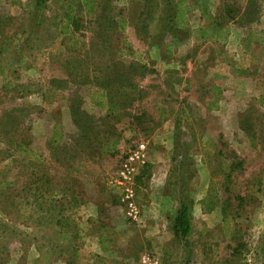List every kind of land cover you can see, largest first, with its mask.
Instances as JSON below:
<instances>
[{"label":"rangeland","instance_id":"374dc122","mask_svg":"<svg viewBox=\"0 0 264 264\" xmlns=\"http://www.w3.org/2000/svg\"><path fill=\"white\" fill-rule=\"evenodd\" d=\"M104 1L110 18L130 22L122 34L108 21L105 47L98 45L97 24L86 22L84 8L80 29L61 32L67 6L79 12L78 0H50L40 14L33 13L32 0H0V264H110V256L88 251L95 239L87 217L96 203L112 211L115 221L106 225L119 227L126 242L119 250L130 259L124 264H264V0H257L260 13L250 23L248 0H201L210 8L209 19L193 9L178 32L168 31L163 19L165 0L153 3L158 20L147 30L133 24L141 0ZM31 17L38 21L33 31ZM212 23L227 26L226 40L196 38V28ZM88 42L96 47L89 49ZM120 46L128 49L122 69H130L134 57L154 71L116 80L113 91L121 84L141 90L129 109L114 113L110 131L96 135L117 140V150L99 155L84 149L92 161L77 167L66 159L72 151L61 146L70 144L77 128L70 102L81 99L89 113L105 115L91 97L102 78L86 82L87 73L101 75L102 60L119 71ZM88 57H96L99 68L89 70L94 64ZM56 127L63 138L56 144L67 152L65 157L60 149L58 160L51 149ZM20 142L36 155H20ZM142 142L148 156L135 183L140 215L133 220L117 168ZM45 175H53L52 187L75 185L64 197L45 193L37 200L33 181ZM3 182L8 184L1 188ZM184 201L191 222L186 236L174 228Z\"/></svg>","mask_w":264,"mask_h":264},{"label":"trees","instance_id":"16d2710c","mask_svg":"<svg viewBox=\"0 0 264 264\" xmlns=\"http://www.w3.org/2000/svg\"><path fill=\"white\" fill-rule=\"evenodd\" d=\"M49 1L50 0H32L31 4L33 5L32 7L33 13L40 14L43 12L42 10L48 9L50 7ZM59 1L62 0H57V2ZM141 2H142L141 11L138 14L137 22L136 23L134 22V26L140 29L142 28V30H147L149 28L150 21L155 22L156 19L158 20L156 15L157 10L151 9V7L154 4H157V0H141ZM116 3H119V0L113 1V4ZM108 5L109 3L107 2L105 3L104 0H78L79 12L77 10L76 13H73V6L69 4L67 6L68 12L64 17L66 24L62 26L61 32L67 33L68 31H71L70 26H72L73 29L76 30L80 29V25H81L80 22L81 19L83 18L82 15H80V13L84 8L87 14L86 22L88 23L89 21H93L94 23L97 24L98 31H96L94 35L97 37L96 39L99 40L98 45L100 43H102V46L104 47L105 45H109L108 42L106 43V41L102 40L103 37L106 38V30H105L107 26L106 23L108 21L113 23L116 22L117 24L116 27L120 30L122 34H124L126 31V27L128 26V24H130V22L127 21L126 17L117 18L115 15L112 18H110L111 8H109ZM165 6L168 15L163 19L166 22L167 28H169L168 31L178 32L177 27L183 25L184 17L187 16V14H189L190 12H192L193 9L199 10L203 18L207 17V19H209L210 8L201 0H194L193 5H188L187 0H165ZM260 9H261V5L257 0H248L246 7H244L245 10L244 13L246 14V18H247L246 22L250 23L256 21L257 20L256 16H258V14L260 13ZM241 10L242 8H240V11ZM227 12H229L231 15H233L232 17H234L236 10H234L232 5H230L227 6ZM31 20H34V24L31 25V30L33 31L36 27V24H38V21L34 17H31ZM194 32L196 34L197 39L206 40V41H220V40L223 41L226 40L228 35L230 34V30H228L227 26L219 25L218 23H214V24L212 23L203 27H198L195 29ZM170 44H172V42ZM94 45L96 44L90 43L89 49H93V47H96ZM127 50L128 49H126V47L124 46H120L116 50L118 53L116 55L119 57L120 67L116 66L115 64L114 65L115 67L119 68L118 69L119 71L110 70L112 67L111 62L106 64V62L102 60L101 62H103V67L100 71L101 75H96L95 73L92 75L89 72L87 73L88 78L86 82H89L88 79L91 80L93 79L95 83L96 79L99 80L100 78H102V83H101L102 86H98L97 88H94L91 97L93 102L98 107L102 108L105 111L104 112L105 115L102 118L98 119L95 115L89 113L86 109L83 108L80 102L81 99H75L72 102H70V111L73 117L72 119L77 128H76V132L71 136L70 144L66 142L67 140H65L64 143L61 142V146L63 147L66 146V148H69V150L72 151L71 152L72 158L66 157L67 152L65 151V148H60L61 146L56 144L58 141L63 140V138H59L60 133L56 127L53 133L55 140L52 141V147H51L52 157L55 158L56 160L60 158L59 157L60 149L65 151L63 156H65L66 159L76 160L74 165H78L77 167L84 165L88 166L92 161V159H90L89 157L85 158V154H89L90 156L91 153L89 151H84V149L95 148V150H93L92 152L99 153V155L116 152L117 143H118L117 140L110 139L108 135H106L107 138L99 139V137L101 136H96V135L102 132H103L102 134L108 133L111 128V120L114 113L117 110L123 111L125 109H129L130 105L128 104L132 103V100L135 99L134 97H132V95H136L141 90L138 89L135 85L123 87L121 84L119 88L120 91L118 90V92H116L113 91L112 89L113 84L116 82V80L117 81L119 80L118 81L119 83L121 80L130 76L135 77L137 79L142 78L154 71V69L150 67L149 64L143 62L139 58L137 59L134 57L131 58L130 61L131 64L130 65L128 64L130 69H128V67L122 69L121 67H123L125 62L122 59V57L123 55L127 54L126 53ZM88 59H91L92 63L94 64V67L92 69L89 68V70L93 71L96 68H99L97 65L99 62L96 61V57H88ZM78 61L82 62L81 57L78 58ZM108 61H110V59ZM18 62L19 63L23 62V58H19ZM116 93H121L123 95V99L120 97H118L117 100L114 99ZM260 103L261 105L264 106V94L260 96ZM7 124H8V120H7ZM6 127L7 126L2 128V131L3 130L5 131ZM17 151L20 155L25 154L26 152L36 155L33 149H31L29 146H27L22 142L17 144ZM36 161L41 162V159L40 158L38 160L36 159ZM61 161L65 162V159H62ZM118 169L119 168H117V172ZM47 176L45 175L44 180H42L43 177L38 176L33 181V182H37L35 189L37 190L39 189L40 191L38 195H36L37 193L33 194V196H35L36 199L37 197L44 196L45 193H48V198H52V199L58 195L64 197L66 193L71 189V187H74L75 185L73 180L68 184L67 183L65 184L64 182L59 187H52V185H54L51 182V178L53 177V175H51L50 177ZM7 184L8 182H3L1 188L5 187V185ZM49 186L52 189V191L48 189ZM53 190H55L56 192H53ZM52 201H55L56 203H61V199L58 200L56 199ZM59 222L61 223V221ZM174 228L177 233L180 232L184 236L188 235L189 232L191 231L190 209L188 203L185 201L182 202V207L175 219Z\"/></svg>","mask_w":264,"mask_h":264},{"label":"crops","instance_id":"0c3cea01","mask_svg":"<svg viewBox=\"0 0 264 264\" xmlns=\"http://www.w3.org/2000/svg\"><path fill=\"white\" fill-rule=\"evenodd\" d=\"M139 10L141 11V7L139 8ZM88 46H89V42H88ZM95 208L96 210L94 211V213H91L87 217V220H91L90 222L87 223V225L88 228H91V231H93L97 228V225L100 223L101 226L100 225L98 226L101 227V229L99 230L98 227V230L94 231L95 232L94 234L90 233L91 231H89V234L91 235L90 237L94 238L95 240L93 247L92 248L90 246L88 247L89 248L88 251L93 250L92 254L94 255L97 252L99 254L110 256L111 257L110 264H115V262H118L120 264L129 262L130 259L128 257H125V255L123 254L122 255L119 254L120 248L124 244H126V242L124 244L121 243L122 236L120 235L119 227L115 225L107 227L106 225V221L109 220L115 221L114 216L110 215L112 211H110V209L109 210L104 209V207H102L101 204L99 205L97 203ZM65 236L69 237V234H66ZM106 237L110 238L108 242H106ZM94 255H92L91 257H93ZM86 262L89 264L90 260L86 259Z\"/></svg>","mask_w":264,"mask_h":264},{"label":"built area","instance_id":"2783aa9c","mask_svg":"<svg viewBox=\"0 0 264 264\" xmlns=\"http://www.w3.org/2000/svg\"><path fill=\"white\" fill-rule=\"evenodd\" d=\"M147 156L146 144L144 142L139 143L137 148L121 162L117 172L118 183L122 187L123 201L126 204V214L133 220L138 219L140 215V209L135 200V183L139 171L147 162Z\"/></svg>","mask_w":264,"mask_h":264}]
</instances>
